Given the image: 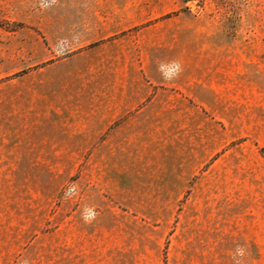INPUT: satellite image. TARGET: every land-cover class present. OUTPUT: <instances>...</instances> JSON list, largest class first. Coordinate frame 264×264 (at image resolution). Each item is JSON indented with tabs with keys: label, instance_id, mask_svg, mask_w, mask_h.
Instances as JSON below:
<instances>
[{
	"label": "rangeland",
	"instance_id": "374dc122",
	"mask_svg": "<svg viewBox=\"0 0 264 264\" xmlns=\"http://www.w3.org/2000/svg\"><path fill=\"white\" fill-rule=\"evenodd\" d=\"M0 264H264V0H0Z\"/></svg>",
	"mask_w": 264,
	"mask_h": 264
},
{
	"label": "crops",
	"instance_id": "0c3cea01",
	"mask_svg": "<svg viewBox=\"0 0 264 264\" xmlns=\"http://www.w3.org/2000/svg\"><path fill=\"white\" fill-rule=\"evenodd\" d=\"M128 91L129 92H127V90H124L123 92L120 93L119 98H117V101L114 104L115 113L114 114L112 113L111 116H88V117L92 118L93 120L111 122L113 120H116L117 116H126V113L132 110L134 104L130 96V90ZM96 110H98V113L101 111L100 107L98 109H95V107L93 108V112H95ZM108 126L109 124L106 125V127Z\"/></svg>",
	"mask_w": 264,
	"mask_h": 264
},
{
	"label": "clouds",
	"instance_id": "9594fccd",
	"mask_svg": "<svg viewBox=\"0 0 264 264\" xmlns=\"http://www.w3.org/2000/svg\"><path fill=\"white\" fill-rule=\"evenodd\" d=\"M179 70H181V69L179 68V65H178V71H179Z\"/></svg>",
	"mask_w": 264,
	"mask_h": 264
},
{
	"label": "trees",
	"instance_id": "16d2710c",
	"mask_svg": "<svg viewBox=\"0 0 264 264\" xmlns=\"http://www.w3.org/2000/svg\"><path fill=\"white\" fill-rule=\"evenodd\" d=\"M186 2H188V1H191V0H185Z\"/></svg>",
	"mask_w": 264,
	"mask_h": 264
}]
</instances>
